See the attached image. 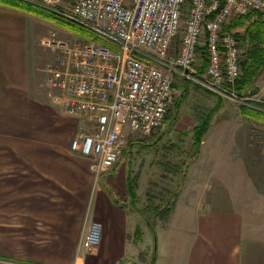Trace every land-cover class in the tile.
I'll use <instances>...</instances> for the list:
<instances>
[{
  "label": "crops",
  "instance_id": "crops-1",
  "mask_svg": "<svg viewBox=\"0 0 264 264\" xmlns=\"http://www.w3.org/2000/svg\"><path fill=\"white\" fill-rule=\"evenodd\" d=\"M27 19L0 5V192L17 201L14 225L28 226L16 231L20 245L9 257L23 264H264L262 125L210 124L188 164L179 204L175 199L163 211L151 188L147 210L159 214L148 221L136 202L140 177L128 187L129 175L107 171L93 186L90 158L72 151L80 120L67 113L68 97L40 86ZM11 209L6 200L5 210ZM88 211L103 225V239L77 260Z\"/></svg>",
  "mask_w": 264,
  "mask_h": 264
},
{
  "label": "built area",
  "instance_id": "built-area-1",
  "mask_svg": "<svg viewBox=\"0 0 264 264\" xmlns=\"http://www.w3.org/2000/svg\"><path fill=\"white\" fill-rule=\"evenodd\" d=\"M251 13H264V0H76L69 15L118 47L56 43L72 58L67 63L58 55L49 78L68 97L67 113L80 120L72 151L91 159L96 177L113 168L129 136H150L166 120L176 76L234 99L242 55L225 27ZM202 45L203 72L196 64ZM235 100L264 108V89ZM92 226L87 247L97 246L103 233Z\"/></svg>",
  "mask_w": 264,
  "mask_h": 264
},
{
  "label": "rangeland",
  "instance_id": "rangeland-1",
  "mask_svg": "<svg viewBox=\"0 0 264 264\" xmlns=\"http://www.w3.org/2000/svg\"><path fill=\"white\" fill-rule=\"evenodd\" d=\"M75 1L76 0H0L1 3L5 2L4 4H0L2 6L12 8L11 5H13L16 8L22 9L15 10L24 13L28 18L25 22V30L27 31V41L35 42L33 50L38 58V71L36 72V76L41 80L40 86H43L47 90H53L49 84L50 68L57 64L58 60H56V58L58 55H62L63 52L62 48H58L56 43L61 42L68 46H72L77 43L94 41L100 45L103 44L102 46L106 45L105 47L110 45L116 46V49L118 47L111 39L101 37V34L95 31L92 26L84 24L70 16L72 15L71 10L73 9ZM57 15L64 19V23L56 21L58 20ZM241 17L247 16L233 18L226 25L225 29L234 35L241 49V67L245 60L250 67L253 63V60L248 57L250 44L248 42L243 43L240 37H248L251 39V31L248 34L246 32L247 28L249 26L251 27L254 23L257 24L259 21V23H264V16L261 19L256 14H249L248 17L250 18L246 20L245 25L238 26L237 28L230 27L232 22ZM255 21H257V23ZM66 23L70 25L68 26ZM89 32L92 34V37H87ZM261 32L264 33V29L261 30ZM47 43H49V45H47ZM256 47L262 51L261 53L264 56V43L261 45L257 44ZM205 49L206 46L204 45L199 49V57L196 58L198 70L204 64L205 57H203V55L204 51H206ZM40 50L43 52H40ZM172 51L178 53L175 49ZM60 58L64 59L67 63L72 62V58L68 54H63ZM39 60L48 62L46 67H43ZM256 63L254 68H250V72L253 73V78L246 92L239 93L236 89L237 83L232 87L234 91L232 93H236L234 99L222 96L216 90L207 87L203 89L199 86L200 84L194 80H187L176 76V93L166 120H164L161 127L157 129L153 135L146 137L129 136L126 140V146L122 150L118 161L108 172H117L115 174L119 173L121 176L125 173L129 175L128 187L131 185L133 186L135 184L134 179L137 181V178L140 177L139 186L134 191H137L140 195L136 202L138 207L142 208L145 212L147 216L146 220H156L159 214V211L147 210L150 204L147 198L151 196L149 195L151 188L154 190V193L151 191V194L156 195L154 201L155 205L165 211L167 208L173 206V201L176 199L181 188L186 184V173L189 168L188 164H191V160L197 153L196 140L198 131L202 132L205 129L207 132L210 124L212 125L213 123L218 125L225 119L238 124L243 123L242 121H252L257 125H262L264 128L263 107L243 105L235 100L264 89V65L262 63L258 66V60ZM242 78L243 67L238 81H241ZM61 93L62 92H60V94ZM219 101L221 104L220 106L218 105ZM68 108L69 106L67 109ZM218 111L221 112L218 113ZM242 116L247 118V120L242 119ZM235 133V130H233L230 136L236 137V135H234ZM215 134H217V131L214 132L209 139L215 137ZM241 136L242 134H239V137ZM100 177L95 176L93 186L100 181ZM0 190H3V187H0ZM6 200L10 201L12 206L11 211H8V213L5 210ZM185 200L187 199L185 198ZM192 200L196 201L195 199ZM177 201L176 199L175 208L179 204V201ZM183 202L185 203L186 201ZM126 203L130 214H134L135 206H132L130 202ZM16 204L17 201L12 198L11 200L9 198L7 199L5 193L0 192V264L24 263L18 258L9 257L12 252L17 250L18 245H20V242L17 241L19 235L16 231L19 229L26 230L28 228L27 225L20 226V222L14 225L15 221H19L20 215V210L14 207ZM92 208L93 197L91 199V209ZM182 213H184V210L181 208L178 212V216ZM93 224H99L103 229V225L100 222L93 221L88 211L82 226L83 229L77 250V260H80L83 256L92 255L93 251L101 245L103 233L101 241H99L100 243H98L97 246L87 247L85 245L87 230L89 231L93 227ZM156 239L157 237L154 233V250L157 254ZM77 262L78 261H76L75 264H77Z\"/></svg>",
  "mask_w": 264,
  "mask_h": 264
},
{
  "label": "trees",
  "instance_id": "trees-1",
  "mask_svg": "<svg viewBox=\"0 0 264 264\" xmlns=\"http://www.w3.org/2000/svg\"><path fill=\"white\" fill-rule=\"evenodd\" d=\"M5 2L1 3L0 4H4ZM5 5H8V4H5ZM10 6V5H9ZM12 8L14 9H17V10H22V9H19V8H16L14 7L13 5H11ZM40 9V8H38ZM251 14H256L258 15L261 19L263 18L264 16V13H251ZM250 17H241V18H238L237 20H235L234 22H232L230 24V27L232 28H237L238 26H242V25H245V22L247 19H249ZM57 19L56 20L57 22H63V18H61L60 16L57 15ZM257 23V21H255ZM260 22V21H259ZM257 23V24H253L251 27L249 26L246 30V32L249 34L250 31H251V39H249L248 37H240V39L242 40V42H248L250 44V47H249V50H248V57L249 59H252L253 60V63L251 64V66L249 67L245 60V62L243 63L242 67H243V78L241 79V81H238L237 84H236V89L239 93H242V92H246L248 86L250 85V83L252 82V78H253V73L250 72V68H254L256 66V62L258 60V66H260L262 63L264 65V56L263 54L261 53L262 51L256 47L257 44H263L264 43V33L261 32V30L264 29L263 27V24L264 23ZM64 23V22H63ZM67 24V23H66ZM68 26L70 24H67ZM64 26V25H62ZM65 27V26H64ZM66 28V27H65ZM262 33V34H261ZM87 37H92V34L89 32L88 36ZM103 45V44H102ZM106 46V45H104ZM108 48L110 49H113L115 50L116 49V46L114 47L113 46H107ZM206 50V49H205ZM262 54V55H261ZM203 57H205L204 59V64L202 65V67L199 69L201 72H203L207 66H208V60H207V50L204 51V55ZM260 63V64H259ZM257 66V67H258ZM246 109V108H245ZM205 129L202 131V132H199L198 131V134H197V140H196V145H197V150H198V147L200 146V142L205 134ZM198 152V151H197ZM197 155V153H196Z\"/></svg>",
  "mask_w": 264,
  "mask_h": 264
},
{
  "label": "bare ground",
  "instance_id": "bare-ground-1",
  "mask_svg": "<svg viewBox=\"0 0 264 264\" xmlns=\"http://www.w3.org/2000/svg\"><path fill=\"white\" fill-rule=\"evenodd\" d=\"M187 80H188V79H187ZM168 112H169V111H168ZM167 115H168V114H167ZM154 132H155V131H154ZM154 132H153V133H154ZM153 133H152V134H153ZM152 134H151V135H152Z\"/></svg>",
  "mask_w": 264,
  "mask_h": 264
}]
</instances>
